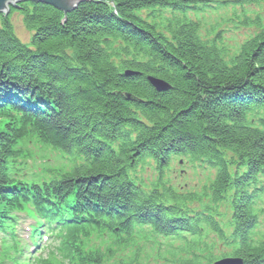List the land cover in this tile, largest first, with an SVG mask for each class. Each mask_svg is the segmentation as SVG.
<instances>
[{
	"label": "trees",
	"instance_id": "16d2710c",
	"mask_svg": "<svg viewBox=\"0 0 264 264\" xmlns=\"http://www.w3.org/2000/svg\"><path fill=\"white\" fill-rule=\"evenodd\" d=\"M214 3L237 9V24L223 21L230 31L250 32L234 56L202 37V23L152 19ZM18 8L11 16L21 14L34 36L32 47L23 44L11 16H0V198L7 180L17 182L13 164L23 150L39 145L74 157L70 170L53 171L52 184L29 199L43 218L64 221L66 258L83 255L76 235L90 222L129 236L145 228L146 240L152 232L182 241L213 232L224 257L264 264L254 192L264 178V0H84L68 15L36 2ZM149 77L172 88L158 91ZM176 158L216 170L202 195L174 190L167 172ZM144 166L157 174L151 183L134 177ZM224 200L231 201L229 237L213 217L212 206ZM197 243L132 264H170L192 249L201 258L179 264L215 261V244Z\"/></svg>",
	"mask_w": 264,
	"mask_h": 264
},
{
	"label": "rangeland",
	"instance_id": "374dc122",
	"mask_svg": "<svg viewBox=\"0 0 264 264\" xmlns=\"http://www.w3.org/2000/svg\"><path fill=\"white\" fill-rule=\"evenodd\" d=\"M29 3V2H27ZM25 3H21L20 5H23ZM12 7V6H11ZM10 7V13L8 15L6 14H1L0 16L3 17H9L11 16L12 10L13 9H19V5L17 7H13L11 9ZM220 7V8H219ZM207 9H204L205 12L202 11H188L186 13H177L174 14L172 12L169 13H164L163 15L159 14L158 12L154 14V17L152 19H156L157 22L161 23V26L168 25L169 21L173 20L174 16L179 17L180 19L186 20V21H191L195 23H202L204 27H202V37L205 40H210L216 44L218 47H222L223 54L225 56L231 55L234 56L236 52L239 50V46L244 42L245 38H247L250 34L249 31H241V33H237L236 30L230 31L231 27L230 25H225L223 21H231L234 24H237V19L234 18L233 16L238 15L236 14V10L233 7H229V5L225 7H221L219 3H214L209 7H206ZM218 8V9H217ZM261 12H263V9H261ZM65 14V13H64ZM172 14V15H171ZM174 15V16H173ZM239 16V15H238ZM11 22L14 27V31L17 35V37L20 39V41L32 47V38L34 36V32L29 30L24 23V18L21 14L15 13L11 16ZM217 23H222L221 26H217ZM216 27V28H214ZM215 29V30H214ZM209 30L210 32H207ZM226 50V52H225ZM128 73L131 72H126L125 75L127 76ZM132 75V73H131ZM5 76V75H4ZM4 76L2 77V81L4 79ZM129 76V75H128ZM149 78H154V77H149ZM148 78V81H149ZM17 86V85H16ZM170 89L172 88L169 86ZM29 94H33V92H36V90L30 86H28V90L26 91ZM22 101V99H20ZM10 98H5L3 102H9ZM35 151V150H34ZM38 158L40 157V153H37ZM47 159L49 160L50 167L51 168H60L63 166H66L67 164L62 165L63 160L60 157V155H55L51 151H47L46 153ZM230 155V154H229ZM185 161V162H184ZM69 163L68 161H66ZM40 165L43 167L45 164V160L39 161ZM48 163V165H49ZM186 163V164H185ZM182 164V165H181ZM151 165V164H150ZM145 170H139L141 171V174H137L138 180H144V182H149L151 183L153 180L156 179V172H154L150 166H144ZM236 166H233L232 169L234 172ZM149 169V170H148ZM167 174L170 175L169 179L172 181V184L175 186V191L181 192V193H188V194H197V195H202L205 189H208L216 175V170L215 169H210L207 166H204L201 162L197 163H191L186 160V158H176L173 160ZM148 184V183H147ZM208 200H205L202 202L203 204H207ZM213 211L216 213L214 214V218L217 221L219 220L222 222V229L225 231V234L229 237L230 233V220H231V201L230 200H224L220 202L219 205H214ZM198 209L194 208V213L195 215L198 214ZM210 231V229H209ZM24 234V233H23ZM206 235V238L204 239L205 244L212 245L215 244L214 249H213V260H219L224 258V250H223V245H222V251L220 250V241L219 239L215 236L213 232H203V236ZM261 235H264V228L261 231ZM198 239V238H196ZM196 239H189L188 237L186 238L185 241H178L175 243V245H172L170 248V251H179L180 248H185L187 245H196L197 240ZM256 240H264V238L256 239ZM202 253L193 250L189 255H184L182 253H178L176 259L172 260V262L175 261L174 264H179V261L182 260L184 257H188L190 259H200ZM209 258V256H208ZM215 261H211V264H214ZM203 263H205L203 261Z\"/></svg>",
	"mask_w": 264,
	"mask_h": 264
},
{
	"label": "water",
	"instance_id": "95a60500",
	"mask_svg": "<svg viewBox=\"0 0 264 264\" xmlns=\"http://www.w3.org/2000/svg\"><path fill=\"white\" fill-rule=\"evenodd\" d=\"M83 1L84 0H0V15L1 14L8 15L10 13L11 6L17 7V5L27 2H36V3L49 5L56 8L57 10L64 12L65 15H68L69 13L73 12L78 7V5ZM128 75H131V73H128ZM149 82L158 91H168L170 89L169 87L170 85L163 80L157 78H149ZM218 264H244V262L243 260L235 259V260H225Z\"/></svg>",
	"mask_w": 264,
	"mask_h": 264
},
{
	"label": "bare ground",
	"instance_id": "6f19581e",
	"mask_svg": "<svg viewBox=\"0 0 264 264\" xmlns=\"http://www.w3.org/2000/svg\"><path fill=\"white\" fill-rule=\"evenodd\" d=\"M230 222H231V220H230ZM175 235H182V233L181 232H177V234H175ZM179 237H181V236H179ZM182 237H184V236H182Z\"/></svg>",
	"mask_w": 264,
	"mask_h": 264
}]
</instances>
